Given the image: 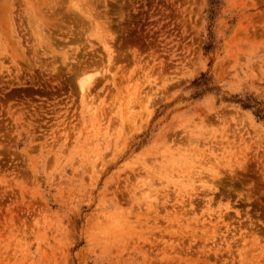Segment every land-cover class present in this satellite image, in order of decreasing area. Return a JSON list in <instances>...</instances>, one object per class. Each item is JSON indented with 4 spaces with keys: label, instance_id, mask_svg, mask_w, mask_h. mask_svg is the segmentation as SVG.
I'll list each match as a JSON object with an SVG mask.
<instances>
[{
    "label": "rangeland",
    "instance_id": "rangeland-1",
    "mask_svg": "<svg viewBox=\"0 0 264 264\" xmlns=\"http://www.w3.org/2000/svg\"><path fill=\"white\" fill-rule=\"evenodd\" d=\"M0 264H264V0H0Z\"/></svg>",
    "mask_w": 264,
    "mask_h": 264
},
{
    "label": "bare ground",
    "instance_id": "bare-ground-1",
    "mask_svg": "<svg viewBox=\"0 0 264 264\" xmlns=\"http://www.w3.org/2000/svg\"><path fill=\"white\" fill-rule=\"evenodd\" d=\"M84 5V4H83ZM86 5V4H85ZM124 118V117H123ZM125 119V118H124Z\"/></svg>",
    "mask_w": 264,
    "mask_h": 264
}]
</instances>
